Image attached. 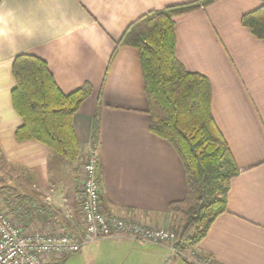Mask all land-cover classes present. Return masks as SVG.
Returning a JSON list of instances; mask_svg holds the SVG:
<instances>
[{"label": "crops", "instance_id": "crops-1", "mask_svg": "<svg viewBox=\"0 0 264 264\" xmlns=\"http://www.w3.org/2000/svg\"><path fill=\"white\" fill-rule=\"evenodd\" d=\"M197 1L0 0V153L6 164L42 196L57 191L59 200L73 207L78 181L73 171L91 148L97 118L96 173L106 215L173 227L180 218L169 204L185 196L184 167L172 145L150 131L138 51L120 41L147 13ZM262 4L214 0L174 17L175 56L186 70L208 78L212 117L240 170L230 181L226 211L195 247L216 264H264V39L241 23L243 14ZM19 54L44 60L64 93L90 88L71 118L78 158L59 159L57 185L49 178L54 152L15 137L22 120L12 105V63ZM24 196L13 199L35 203ZM53 213L51 206L47 217L37 218L39 224L50 222ZM84 247L79 256L99 258L101 264H162L167 252L163 245L126 235Z\"/></svg>", "mask_w": 264, "mask_h": 264}, {"label": "trees", "instance_id": "trees-1", "mask_svg": "<svg viewBox=\"0 0 264 264\" xmlns=\"http://www.w3.org/2000/svg\"><path fill=\"white\" fill-rule=\"evenodd\" d=\"M212 1L151 11L132 23L120 41L138 51L150 131L172 145L184 167L185 196L169 204L171 211L184 217L176 241L180 249H194L212 221L226 211L230 181L240 172L212 117L208 78L186 70L175 56L174 17ZM241 23L256 38L264 39V4L243 14ZM12 74V105L22 120L16 140L39 141L61 161L74 162L79 144L71 118L90 94L89 86L62 92L46 62L31 54L14 58ZM97 131L96 118L94 142ZM2 163L6 164L0 153ZM96 180L99 183L97 173ZM22 197L26 196L12 194L14 199Z\"/></svg>", "mask_w": 264, "mask_h": 264}, {"label": "built area", "instance_id": "built-area-1", "mask_svg": "<svg viewBox=\"0 0 264 264\" xmlns=\"http://www.w3.org/2000/svg\"><path fill=\"white\" fill-rule=\"evenodd\" d=\"M96 149V142L93 141L82 167L83 183L77 198L82 219L80 227L73 224L68 229L48 233L28 230V224L34 225L35 219L49 215L53 203L50 196L42 205L17 200L8 209L0 207V264H56L57 260L80 251L92 242L124 235L134 240L164 245L167 252L162 264H173L179 255L193 264H216L195 248H178L175 244L176 231L145 226L115 215L107 216L96 180ZM31 204H34V208H31ZM66 211L69 213L70 210Z\"/></svg>", "mask_w": 264, "mask_h": 264}, {"label": "rangeland", "instance_id": "rangeland-1", "mask_svg": "<svg viewBox=\"0 0 264 264\" xmlns=\"http://www.w3.org/2000/svg\"><path fill=\"white\" fill-rule=\"evenodd\" d=\"M84 160H85V158L83 159V163H84ZM59 162H60V160H59L58 156L54 153V156L49 161V170H50L49 178H50V183L53 185H57L58 180L56 181V179L58 177L62 176V174H61L62 171H61V168L59 166ZM83 163H82V161L77 163L76 169L73 171V174H76V176L78 177V181L76 183V190H75V194H74V205H73V207L69 206V203L61 202L59 200L60 197L58 196L57 191H56V195L58 197L56 195H53V193L55 194L54 191L51 192L52 195H50V197L53 200L52 206H53V210H54L53 219L50 222L46 223V225L43 224V226H41L38 222V220L40 218H38V220L35 219V221H34L35 226H32L31 224L28 225V230H30V231H36L37 230L40 232L48 233L50 231H55V230H61V231L63 229L65 230L66 228L63 226H66L67 223H72V224H75L77 226L81 224L82 219H81V213L79 211V203H77L78 202L77 198H78V194L81 191L82 183H83V169H82ZM14 171L15 170L13 168H11L10 166H8L7 164H3V163H2V165L0 164V207H2V208L6 207L8 209L10 206H13L12 204L15 201L13 198H11V194H18L20 196H24L27 194V197L31 198V200H33L35 202L34 204L42 205V203H44L46 200L45 195L42 196L41 193L36 190V188L30 187L29 186L30 184L28 185V178L26 179V177L21 172L19 174L20 176H17L16 175L17 173ZM6 194H8V195L5 196ZM40 197H42V198H40ZM43 198H44V200H43ZM34 204H31V208H34ZM66 210H70L69 213ZM175 213L177 214V216H179L180 219H178L177 221L174 220L173 227L170 226V227H167V229H171L173 231H176L177 232V239H178V234L180 232L182 224L184 223V217L179 212H175ZM54 214H57V218L54 217ZM67 215H70V217ZM58 220H59V222H58ZM76 221H78V224H76ZM61 223H63L64 225ZM160 228H163V227H160ZM164 228H166V227H164ZM136 241H140V240H136ZM140 242H144V241H140ZM146 243H152V242H146ZM84 248L85 247H83L80 251H82ZM181 250H184V249H181ZM176 260L178 262H180L179 264H183V263L184 264H193V262L190 261L188 258L187 259L183 258V255H179V257ZM57 262L59 264H101L100 263L101 261L99 258L95 259V261H93L92 259H90V256H87L86 254L83 256H79L78 252L73 253L72 255H69V256L63 258L62 261L60 259Z\"/></svg>", "mask_w": 264, "mask_h": 264}]
</instances>
